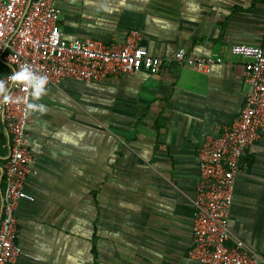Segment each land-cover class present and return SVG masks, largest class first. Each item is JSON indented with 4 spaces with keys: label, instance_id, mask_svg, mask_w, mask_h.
I'll use <instances>...</instances> for the list:
<instances>
[{
    "label": "crops",
    "instance_id": "1",
    "mask_svg": "<svg viewBox=\"0 0 264 264\" xmlns=\"http://www.w3.org/2000/svg\"><path fill=\"white\" fill-rule=\"evenodd\" d=\"M67 41L123 43L131 31L162 61L155 74L46 87L27 144L16 207V264H197L192 200L197 152L238 117L248 84L234 44L264 50V0H57ZM220 57L208 74L168 63L177 51ZM2 186L0 184V190ZM229 245L264 264V130L246 149Z\"/></svg>",
    "mask_w": 264,
    "mask_h": 264
},
{
    "label": "built area",
    "instance_id": "2",
    "mask_svg": "<svg viewBox=\"0 0 264 264\" xmlns=\"http://www.w3.org/2000/svg\"><path fill=\"white\" fill-rule=\"evenodd\" d=\"M57 0H0V80L22 65L44 75L46 87L62 81L100 83L143 72H160L162 61L140 46L141 35L131 31L123 43L92 40L67 41L58 26ZM231 57L244 60L248 91L231 126L206 139L197 152L198 177L192 200V245L187 257L197 264H262L241 245H229V213L236 178L246 149L264 130V50L234 44ZM168 63H178L208 74L222 59L190 57L177 51ZM11 101H0V264H16L23 255L18 244L16 207L32 202L24 190L32 164L27 144L33 114L26 113L29 94L12 87Z\"/></svg>",
    "mask_w": 264,
    "mask_h": 264
},
{
    "label": "clouds",
    "instance_id": "3",
    "mask_svg": "<svg viewBox=\"0 0 264 264\" xmlns=\"http://www.w3.org/2000/svg\"><path fill=\"white\" fill-rule=\"evenodd\" d=\"M8 83L0 80V101L7 103L11 101L10 90L12 87H21L28 92L30 100L26 105V113L44 114L47 111L41 98L47 93L48 79L44 75H37L29 65H22L18 70H13L7 77Z\"/></svg>",
    "mask_w": 264,
    "mask_h": 264
}]
</instances>
